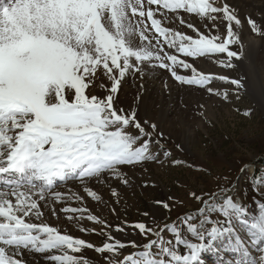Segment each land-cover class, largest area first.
I'll use <instances>...</instances> for the list:
<instances>
[{
  "label": "snow or ice",
  "instance_id": "obj_1",
  "mask_svg": "<svg viewBox=\"0 0 264 264\" xmlns=\"http://www.w3.org/2000/svg\"><path fill=\"white\" fill-rule=\"evenodd\" d=\"M184 14H196L200 21ZM257 39L264 41V14L242 19L231 0H0V264H38L30 253L43 254L45 264H88L75 253L93 248L92 243L61 234L42 220V208L54 216L58 201H83L58 186L71 182L97 201L102 197L93 188L104 186L119 203L112 181L136 183L141 179L137 169L147 175L145 163L163 165L161 156L173 158V151L181 149L179 143L169 146L154 116L140 114L141 91L129 104L123 85L138 79L142 90L146 78L166 69L181 84L206 85L218 78L238 93L248 81L230 73ZM174 53L223 54L219 64L228 74L205 75ZM177 68L192 74L178 75ZM206 91L222 101L231 95L213 87ZM198 111L201 119H212L203 105ZM212 183L209 192L190 189L203 207L182 217V226L171 225L175 243L164 239L169 225L161 227L155 211L144 212L147 222L116 228L124 237L129 236L125 228L146 237L143 250L125 254L140 247L137 241L122 242L109 233L111 242L95 247L104 256L101 264H203L205 251L235 253L234 264H264V200L252 215L227 177ZM253 184L264 196V174H254ZM140 186L155 187L146 180ZM172 203L171 197L155 200V210H170ZM62 211L84 219L88 210ZM26 217L41 222H26ZM86 218L104 223L91 213ZM225 235L233 238L217 247Z\"/></svg>",
  "mask_w": 264,
  "mask_h": 264
},
{
  "label": "rangeland",
  "instance_id": "obj_2",
  "mask_svg": "<svg viewBox=\"0 0 264 264\" xmlns=\"http://www.w3.org/2000/svg\"><path fill=\"white\" fill-rule=\"evenodd\" d=\"M261 54L264 57V50L261 51ZM206 56H213L215 58L214 62L217 65L219 64V60L224 58L223 54H206ZM217 58L218 60H216ZM238 64L230 75L233 77L242 76L246 79V76L242 74V68L240 69ZM219 66L222 68L220 64ZM184 70L190 73V75L192 74L191 69ZM196 71L201 72V67H197ZM223 71L227 70L223 69ZM262 73L264 74V67L262 68ZM217 75H223V73H218L214 70L211 72V76L218 77ZM173 78L171 75L167 81L169 83H177V88L180 89L182 86L181 89L185 88L199 97L202 95L205 98L213 100V103H207L206 106L201 99L195 101L190 99V105H185L182 103L183 97L179 96L176 104L178 103L183 109L190 108L191 111L203 105V108L207 110V114L212 119H201V125L195 126V134L190 138L191 140L187 145H185V141H182L183 139L180 136L170 134V130L167 129L165 136L169 146L171 147L179 143L181 144V149L173 151V158L161 156L163 165L159 162L152 161L145 163L144 167L148 170L147 175L137 169L136 176L141 177V179L136 183L125 186L118 181H112V186L120 193L119 203L116 202L117 198L112 195V190L104 186L102 188H93L102 197L100 201L89 197L84 191L80 194L76 192L80 196L82 195L83 201L76 199L68 200L75 205V207L71 208L81 207L87 208L88 210L84 213V219H79L80 213L73 214L67 212L74 215L73 219L68 220L76 228L75 233L71 235L74 238L84 239L86 242L94 245L93 248H87L85 246L79 253H75L87 260L88 264H101L104 256L96 252L95 247L101 246L105 242H111L109 240V233L112 237L120 239L122 242H126L129 239L137 241L140 247L136 249L129 248L125 254L143 250V243H147L146 237L136 233L140 236L139 239L131 237L124 238L122 233L116 231V228L117 226H124L125 224L147 222L148 218L144 217L143 213L154 212L155 200H168L169 197L172 199L173 203L170 206V210L162 209L161 215L155 213V218L161 227L164 224L169 225L168 231L164 233V239L172 240L175 243V236L171 231V225L176 224L182 226V217L194 214L203 207V205L191 197L190 189L194 190L200 187L205 192L212 191L215 187L212 181L218 176L227 177L236 198L246 202L252 215H254V209L258 207V203L264 200V196L255 189L253 184L254 174H264V109L259 103L255 102L252 95L253 90L246 84L237 93L234 86L218 78L210 80L206 85L192 86L181 84ZM211 84L215 91L220 93L227 91L231 93L229 99L222 101V96L210 97L206 91V87L211 86ZM250 85L254 86V83L251 82ZM179 89L177 90L179 91ZM166 92L167 95L171 94L169 89H166ZM197 101L200 102L199 105ZM195 114L200 118L199 111ZM180 118H174V122L178 130H183V124ZM174 160L182 161V163H174ZM245 165L248 168L246 171H242ZM249 170L251 171L249 172ZM145 180L150 184H154L155 187L148 189L142 188L140 185ZM70 184L71 182L61 184L57 190H61L70 196L66 191L71 190L68 186ZM64 189L66 190L63 191ZM58 203L61 204L63 201ZM177 204H179V207H177ZM113 208L116 209L115 212L112 211ZM88 213L98 216L104 223L87 220ZM66 218H68V215ZM220 218L223 219L222 214ZM237 227L241 229V234L247 238L246 231L239 225V222H237ZM125 229L133 231L131 228ZM152 238L154 239L155 237ZM189 238L193 242H198L194 237L190 236ZM231 238L233 237L225 235L218 239L216 246L223 247V244H227ZM179 247L182 253L186 249L184 246ZM153 251H156V249ZM69 252L71 254V250ZM236 258V254L230 251H205L201 254L203 264H226L228 260H232L234 264Z\"/></svg>",
  "mask_w": 264,
  "mask_h": 264
},
{
  "label": "bare ground",
  "instance_id": "obj_3",
  "mask_svg": "<svg viewBox=\"0 0 264 264\" xmlns=\"http://www.w3.org/2000/svg\"><path fill=\"white\" fill-rule=\"evenodd\" d=\"M231 2L237 6L242 19L245 16L251 15V14H255L257 17H260L262 14H264V0H231ZM184 15H186L187 19L189 20L200 21V18L196 14H184ZM157 18H160V17L157 16ZM162 26H166V22H164ZM220 32L221 34H223L224 32L223 26L220 27ZM185 33L191 34V30L185 29ZM211 34L212 35L216 34L215 29H212ZM149 35H151V30L149 31ZM262 50H264V41H260L259 39H257L255 43L250 44L248 46L246 50V58L243 61V63H239L238 66L240 67V69L242 68V74L246 76V80L248 81L247 83L248 87L253 90L252 95H253L255 102L259 103L264 109V74L262 73V68L264 67V57L261 54ZM174 54H177V53H174ZM177 55H178V59L184 60L187 63L192 64L195 69L197 67L198 68L201 67L202 69L201 73L203 74H206V75L208 74L209 76H211V72L213 70L218 73L220 72L223 74L228 73L227 71H223V69L219 66V64L217 65V63L214 62L215 58H213V56H211L212 58L206 55L202 57H187L182 53H178ZM216 60H218V58ZM156 72H157V75L154 78H151V79L146 78L143 81L144 87L142 90L139 89L140 81L138 79L133 80L129 78L127 80V83L123 85V92L125 95V99L127 103L131 104L133 100L135 99V97L137 96V92L141 91L142 94L140 95V98H139L140 114L141 115H143L144 113L151 114L155 118L154 122H158L165 132L167 129L170 130V134L172 133L177 136H180L181 139H183L182 141H185L184 142L186 143L185 145H187L189 141L191 140L190 138L195 134L194 133L195 126L201 125L200 124L201 118H199L195 114L196 112H198L199 108H196V110H192V111L190 110V108L183 109L182 106H179L178 103L176 104V102H178L177 98L179 96H182L183 97L182 103L185 105L186 104L190 105L192 99L194 101L201 99V101L205 105L207 103L209 104L213 103V100H210V98H205L202 95L199 97L195 95L193 92L185 88L181 89L182 86L179 89L177 88L178 86L177 83H173V82L169 83L167 81L169 80L168 78H170L171 76L170 75L171 72L169 70L157 69ZM177 74L178 75H190V73L184 70V68H177ZM251 82L254 83V86L250 85ZM212 86L213 85L211 84V86L210 85L207 86L206 89ZM183 87L185 86L183 85ZM165 88L171 91L170 95H167ZM177 89H179V91ZM170 114H172L171 117H169ZM174 118H178V119L180 118L183 124V128H182L183 130L177 129L176 123L174 122ZM181 131L183 132V134H181L182 133ZM250 171L251 170H249V172ZM68 186L70 187L71 190H66L67 188L63 190V191L66 190L68 192L67 194L72 195L73 192L75 193L78 192L79 194L83 192V189L81 187L74 186L72 183ZM94 188H102V186H97ZM58 202L55 204L57 211L54 216L51 214L50 210L42 208V211L44 213L42 220L43 222L48 223L52 227H56L59 231H61V234H67V235L74 234L76 228L68 222V220H70L69 217H72L73 219L74 215L65 213L62 211V209L68 208V207L70 208L75 207V205L71 201H68V200H65V202L63 201V203L61 204ZM155 209H156V206L154 207L155 213L161 215L162 208L159 210H155ZM258 211L259 209L257 207V209L256 208L254 209L253 214L254 215L258 214ZM67 215H68V218H66ZM25 221L34 222V223L41 222V221L35 220L34 218H28V217L25 218ZM125 231L129 233L128 237L136 238V239L140 238V236L137 234L132 235L133 231H130L129 229H125ZM186 251L187 250L185 249L183 253H185ZM29 255L31 258H34L38 262V264H45L43 254L30 253Z\"/></svg>",
  "mask_w": 264,
  "mask_h": 264
}]
</instances>
